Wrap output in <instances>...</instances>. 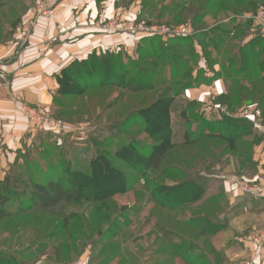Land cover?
<instances>
[{"label": "rangeland", "instance_id": "obj_1", "mask_svg": "<svg viewBox=\"0 0 264 264\" xmlns=\"http://www.w3.org/2000/svg\"><path fill=\"white\" fill-rule=\"evenodd\" d=\"M40 1H3L0 10V46L12 39L14 34L20 36L23 44L29 41L35 30L23 38L18 28L34 15V9ZM62 1L58 0L48 17L52 16ZM215 1L124 0L126 4L137 3L140 10L138 19L128 21L115 17L105 26L109 31L118 33L147 35L142 49L135 60L123 52L97 55L109 54L114 64L109 72L89 80L97 88L71 100L65 98L68 101L64 99L61 104L54 106L53 111L50 110L52 116L61 122L60 130H36L27 122L28 132L35 136L33 141L36 144L35 147H22L16 153L14 165L7 174L11 193H19L20 196L14 197L4 206L2 214L5 217L0 215V264H5L4 259L10 256L30 261L38 255L43 259L47 256L49 260L71 264L87 253L92 255V264H225L222 252L227 241L225 229L219 232L208 229L210 235L206 237H201L200 231L207 230L208 221L217 225L222 223L223 228L227 225L222 216L228 208L223 198L225 188L222 183H229L230 190L243 198L259 200L243 195L229 181V178L236 177L249 185L256 184L264 188L263 184L254 181L260 174L252 159L254 147L253 150L249 149V156L239 158L233 152H216L215 149L221 147L222 142L213 141L212 138L207 137L196 145L185 146L184 137L198 130L200 120L223 124L227 119L248 122L253 129L256 127L262 133L264 112L255 104L261 116L250 119L249 101L232 108L225 102L227 97H224L220 105L216 106L225 114L220 119L215 114L216 108L206 116L203 107L175 98L169 110L170 139L176 147L165 154V161L156 172L149 170V158L155 145L153 139L157 135L147 132L150 125L147 121L153 120V117L140 115L168 88H171L168 96L172 97L188 85L208 84L209 78L199 70L202 60L196 52L198 48L202 50L210 75H214L216 67L221 75L222 67L239 50L243 49L244 54L252 52L251 56L234 64L244 61L246 66L245 69L232 67L230 83L221 76L229 87V96L231 82L236 83L235 96L239 94V86L246 90L244 93H250L252 86L249 88L247 81H256L258 76L263 75L259 65L264 63V54L259 55L253 50L262 43V39L253 38L247 42V39L256 35V31H253L252 20L245 18V15L261 20L259 13L264 9V0ZM114 21L119 23V30L109 28ZM132 22L157 31H124L122 23ZM188 25L193 35L185 37L180 28ZM154 37L162 40L159 42L162 48L156 51L159 61L151 63V58L143 52L149 49V40ZM178 39L189 40L181 42ZM209 39L223 41L224 44L214 50ZM155 63L158 65L153 70ZM169 64L170 70L167 69ZM127 69L131 73L124 76V70ZM164 69H167L166 84L160 91L136 95L117 86L123 83L136 88L141 80L135 84L132 80L139 76V71L144 77L149 76V73H156L160 77ZM175 71L178 74H174ZM196 72L200 76L194 80L193 74ZM102 85L106 87L101 88ZM120 96L116 105L106 108ZM57 97H61L59 93ZM143 98L146 99L144 104L141 103ZM64 103L72 105L64 108ZM60 112H63L62 116H59ZM133 121L135 124L131 125ZM152 126L158 128L159 122L155 120ZM37 140L43 142L41 146ZM249 147L242 144L238 149ZM210 151L214 157L217 154L216 158H209ZM197 155L207 158L203 160ZM242 161L246 162L250 170L241 166ZM197 174L203 179L209 176L215 178L212 183L206 179V197L200 205L192 203L188 197L194 194L192 188L180 186V183ZM261 176L264 178V174ZM51 181H64L66 184L76 181L77 191L52 209L38 208L30 203L33 186L47 185ZM202 216L206 222H195L197 217ZM166 231L180 235L184 241L191 242L192 247L176 240L166 244L163 238ZM18 237L17 243L6 242L7 239ZM151 245H154L153 248L145 252ZM193 245L202 247L205 260L200 258L201 254L197 253ZM14 246L18 249H12ZM176 247L179 249L178 254L173 252ZM157 248H160L159 253H155ZM6 253L10 256L5 257ZM186 259L193 261L187 263L184 261Z\"/></svg>", "mask_w": 264, "mask_h": 264}, {"label": "crops", "instance_id": "obj_2", "mask_svg": "<svg viewBox=\"0 0 264 264\" xmlns=\"http://www.w3.org/2000/svg\"><path fill=\"white\" fill-rule=\"evenodd\" d=\"M139 15L136 2L126 4L124 0H63L52 16L39 21L26 44L22 43L20 36L14 34L12 39L0 46V75L8 82L7 86H3L2 78L0 79V182L4 181L14 165L16 153L22 147H35L36 144L33 141L35 136L28 132L22 107L44 106L53 111L59 90L57 77L76 62H83L93 55L106 52H123L131 60H135L139 45L147 35L109 31L105 25L115 17L130 21L137 20ZM245 16L252 18L249 14ZM251 20L256 35L247 39V42L253 38L264 40L263 21L255 16ZM180 32L185 37L193 35L189 25L180 28ZM196 52L202 60L199 70L205 73L209 82L184 89L176 100L203 107L207 112L206 116L216 108V116L222 119L225 114L216 106L220 105V100L229 96V87L219 76L218 67L214 75H210L202 50L198 48ZM263 71L264 69L261 70ZM199 76L196 72L193 79L196 80ZM17 96H23L22 101H17ZM248 106L250 119L261 116L254 102L249 101ZM253 131L258 136V141L254 145L252 159L260 172L254 181L264 185V178L261 176L264 174V131L261 133L256 127ZM37 142L39 146L43 143L41 140ZM206 179L211 183L215 181L210 176ZM222 187L225 188L223 198L228 204L227 212L222 215L227 222L224 228L227 241L222 248L225 264H264V199L243 198L230 190L227 182L222 183ZM253 235L257 238L251 239ZM7 240L6 242L17 243L19 237ZM13 248L18 249L17 246ZM91 256V253H87L71 264H92ZM47 259L49 257L45 256L43 259L38 255L30 261L20 257L14 260L15 264H62L58 260L47 262Z\"/></svg>", "mask_w": 264, "mask_h": 264}, {"label": "trees", "instance_id": "obj_3", "mask_svg": "<svg viewBox=\"0 0 264 264\" xmlns=\"http://www.w3.org/2000/svg\"><path fill=\"white\" fill-rule=\"evenodd\" d=\"M3 1L0 0V10L3 8ZM217 2V0L215 1ZM218 3V2H217ZM251 21V19H250ZM250 21L248 23H250ZM181 42H185L187 40L185 39H178ZM162 40L160 38H152L149 40V49L144 50L143 54L145 53L146 55L151 58L152 62H158L160 58H157L156 51L157 49L162 48V45L159 44ZM210 43L212 44V48L216 50L221 44H224L223 41H216L215 39H209ZM145 40H142L139 48L141 50ZM1 43V42H0ZM253 43V42H252ZM251 43V44H252ZM158 44V45H157ZM157 45V47L155 46ZM241 49V48H240ZM256 52L259 53V55L264 54V40L262 39V43H259L258 46L256 47ZM149 51V52H148ZM164 52H162L163 54ZM243 49L239 50L237 54H233L230 57L229 62L222 67V72L221 75L227 82L230 81V70L232 67L235 66H240V68L245 69V64L244 61L241 64L234 65L240 60H244V58L251 56L252 52H248L247 54L242 55ZM241 54V55H238ZM173 56V55H172ZM181 56V55H179ZM182 58V57H181ZM114 64V61L111 59L110 55H102V56H97L93 55L91 56L88 60L83 61V62H76L72 64L70 67L65 69L58 77L57 81L59 84V90L58 93L60 94L61 97L55 98L54 105L58 106L61 104V102L65 99H74L82 94L86 93L88 90H93L96 87V84L90 83L91 80L96 79L100 74L103 72H109V69L111 65ZM158 64H153V67H157ZM170 65H168V70H170ZM188 65V63H186ZM261 68L264 69V63L259 65V69ZM167 69H164L163 73L158 77L156 73H149V76H142L143 73L140 71L138 72V77L134 78L132 80V83L135 84L139 80L141 82L136 86V88H133L130 84L128 85H123V83H118V87L124 90H128L129 92L139 95V94H151V92L154 91H160V88H163L166 80L165 73L167 72ZM126 75H129L131 71L129 69L124 70ZM178 74L177 71L174 72V74ZM148 74V73H147ZM263 75H260L257 77L256 81L253 79H249V86H252L251 92L244 93L246 90L244 88H241L239 86V94L236 93L237 95L235 96V90H236V83L230 84V90H231V95L228 96L225 99L226 103H229L230 107L234 108L238 105L243 104V102L246 101H252L254 104L258 106V109L264 112V71L262 72ZM230 83V82H229ZM200 85V84H199ZM192 85H188L187 87H184L180 91L174 94V96L169 97V93L171 92V88L166 89V91L158 97L157 101H155L153 104L149 105L148 108H146L143 112H140V115H144L145 117L152 116L153 120L149 119L147 122H149V130L147 132L149 134H156L157 136H154L153 143L154 148L152 150V153L149 158V170L150 172H156L161 168V165L163 161H165V154L170 152L171 149L176 147V144L172 143V138L170 139V134H172V130L170 127V106L173 104L174 99L177 98L182 94L184 89L190 87ZM106 87V85H102L101 88ZM123 95V94H122ZM120 97H117L116 100L106 106V108H111L112 106L116 105ZM66 100V99H65ZM68 101V100H66ZM146 99L143 98L141 103H145ZM72 105V103H64V108L67 106ZM192 105V104H191ZM196 106V105H195ZM186 112V111H185ZM63 112L59 113V116H62ZM129 119V117H128ZM155 120L159 122V127L154 128L152 125L155 123ZM127 121V120H126ZM189 122V119L186 120ZM226 122L223 123H214L212 121H207V120H200L198 122V130L192 131L191 133H187L184 137V145L185 146H192L196 145L205 138H212L213 141L217 142H222L221 147H217L215 149L216 152H221L222 154H226L229 152L235 153V156L239 158H244L245 156H249V149L253 150V147L255 143L258 141V136L254 135L253 127L250 123L248 122H239L231 119L225 120ZM130 122V121H128ZM127 122V123H128ZM131 125L135 124L134 121L130 123ZM158 125V124H156ZM161 125V127H160ZM162 128V129H161ZM248 145L250 146L248 149H238V146L240 145ZM210 150V149H209ZM212 150V149H211ZM252 153V151H251ZM217 154L214 155L210 151L209 158H216ZM185 157H183L181 160H183ZM197 158H201L205 160L207 157L204 156H199L197 155ZM246 158V157H245ZM181 162V161H180ZM241 166L245 170H250L247 168L246 162H241ZM208 182V180L203 179L200 177L199 174L195 175L194 177H189L186 179L184 182L180 183V186L182 187H190L194 190V194L189 195V199L192 201L194 204L200 205L202 203V200L206 197V192H205V184ZM76 181H73L72 183L66 184L64 181H51L47 185H34L33 187V192L32 195L29 198L30 203L35 205L38 208L42 209H52L56 206H58L60 203H62L64 200L68 198L70 194H73L75 191H77V185ZM10 178L8 176L5 177L3 182H0V215L2 217L4 216L3 208L6 204H8L14 197L20 196L19 193L12 194L10 187ZM70 185V186H69ZM205 217H197L195 222L198 223H204L206 222ZM206 231H200V236L201 237H206L210 235V230L219 232L224 230L223 226L221 224L217 225L214 224L210 221L206 222ZM210 229V230H208ZM205 230V229H204ZM164 241L166 244H169L171 241L176 240L180 244H184L186 246H191L192 244L189 241H184L180 235L172 232V231H166L165 234L163 235ZM170 240V241H169ZM164 243V244H165ZM154 245H151L149 248L146 249L145 252L153 248ZM194 249H196L197 253L201 254V259L205 260L206 255L203 252L202 247L193 245ZM163 247V246H162ZM181 247H183L181 245ZM117 249V248H116ZM178 247L173 250L175 254H178ZM160 248L156 249L155 253H159ZM172 252V254H173ZM177 256L178 255H175ZM5 257L10 256L9 253H6L4 255ZM127 256V254L125 255ZM15 257H8L5 259V264H15ZM189 258V257H186ZM168 262V260H166ZM165 261V262H166ZM187 261V263H190L193 260H184ZM164 262V263H165ZM163 264V263H162Z\"/></svg>", "mask_w": 264, "mask_h": 264}, {"label": "built area", "instance_id": "obj_4", "mask_svg": "<svg viewBox=\"0 0 264 264\" xmlns=\"http://www.w3.org/2000/svg\"><path fill=\"white\" fill-rule=\"evenodd\" d=\"M58 0H42L40 1L36 8L34 9V15L26 21L21 27L18 28L19 34L22 35L23 38H27L29 35L33 33L38 23V20L41 18L48 17L51 15L55 5ZM259 18L264 21V9L259 13ZM123 30L130 33H145V32H156L155 28H146L142 24L132 23H122ZM109 28L111 30H119V23L114 21L110 23ZM26 40V39H25ZM2 78V79H1ZM0 79L2 81L3 86H7L8 82L5 78L0 75ZM17 101H22L23 96H17ZM22 112L27 119V122L36 129V130H60L62 128L61 122H58L53 116L49 108L44 106H29L25 105L22 107ZM229 181L234 184V188L239 190L243 195L251 196L255 199L262 200L264 199V188L252 184L249 185L245 181L240 180L236 177L229 178ZM251 239H256L255 235L250 237Z\"/></svg>", "mask_w": 264, "mask_h": 264}]
</instances>
